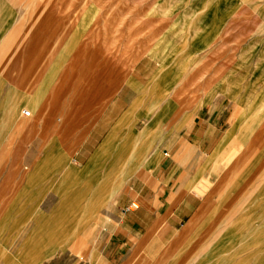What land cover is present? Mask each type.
Wrapping results in <instances>:
<instances>
[{"label":"rangeland","instance_id":"rangeland-1","mask_svg":"<svg viewBox=\"0 0 264 264\" xmlns=\"http://www.w3.org/2000/svg\"><path fill=\"white\" fill-rule=\"evenodd\" d=\"M5 65L27 76L28 95L20 124L0 128V264H171L182 230L227 203L245 237L216 257L264 258L251 237L264 225V0H0V73ZM136 101L138 115L115 131ZM101 115L89 148L85 131ZM130 131L146 135L138 144ZM144 150L154 163L143 171ZM171 167L166 177L187 172L200 206L172 230L161 220L149 231L159 172ZM123 218L139 232L117 248Z\"/></svg>","mask_w":264,"mask_h":264},{"label":"crops","instance_id":"crops-1","mask_svg":"<svg viewBox=\"0 0 264 264\" xmlns=\"http://www.w3.org/2000/svg\"><path fill=\"white\" fill-rule=\"evenodd\" d=\"M22 75L23 74L21 71L20 74H18L19 77L15 75L16 77L12 78L10 70L7 69L6 65L5 68L2 70V73H0V128H3L4 136L10 128L19 125L21 122V116H19V108L21 107L23 102L27 101L28 95L27 76H25L24 79V76ZM16 78L18 80H16ZM103 86L105 88L104 94H106V81ZM52 95L53 97L51 100V111L54 112L60 109V102L58 96L59 92L53 91ZM105 104L106 102L104 103V105ZM103 108L104 107L102 106V103H100V105L89 109L92 111H101L103 110ZM132 108L133 110L130 111L131 113L124 115L119 120L115 131H118V129L123 130L126 126V120L130 116L138 115V113L135 114V111L137 109V101L132 105ZM90 124H88V126H90ZM106 125L107 120L105 119V117L103 119V115H101L98 119L95 120V123H92L90 128L85 131L86 137L84 143L89 144V148H91L92 144L98 143V136H100L101 131H103ZM245 132L246 130L242 129L241 135H244ZM128 133V136L132 137L133 140H135V142L138 144L140 140H142L143 134L146 135V133L144 132L139 133L135 136L131 135V131ZM232 142L233 131L229 133L227 132L220 141V143L217 145L215 149V155H218L221 151L224 152L225 150H227V148L229 147V145L232 144ZM145 151L146 150H144L142 154L138 153L135 156L136 160L138 161L139 167L143 171L154 163L153 159L150 160L146 157ZM98 153L99 151L96 153L95 157H93L87 163L84 172H86V170L93 165V162L96 160V156ZM231 153V157L235 156L233 155V152ZM172 170L173 168L171 167L168 168L166 171L164 170L159 172V174L162 173V175L164 176V182L161 183V192L163 198L160 199L158 196L156 199L151 200L150 206L153 207L154 210L152 212H148V215L152 217V219L149 221V231L151 230V228H154L157 222H160L161 220L164 222L166 230H172L176 227L177 224L191 218L200 206V197L187 191L189 188L188 178L183 177L184 173L187 174V172H182L179 179L180 181H175L172 184V180L166 177V175L168 173L170 174ZM120 174V178L118 179L117 183L115 182L114 185L110 187V191L115 192L119 187L122 186L124 173L121 172ZM241 193L242 191L235 193L233 196V200L242 197L243 195H241ZM100 203L101 202L99 200L96 204L100 205ZM229 207H231L230 203L223 205L220 209L217 210L214 215H211L209 218H207L203 222V224L199 226L195 232H193L192 229L193 226L196 224L197 220V217L195 216L196 219L194 221H191L182 230L176 241L169 248V252L167 253L177 254L176 258L171 264H245L247 261L246 258H243L242 261L238 260L237 262H233L232 258L226 259L224 256L220 258L216 257L217 254H225L226 251L235 247L233 245L237 243L233 242V239H236L238 237L243 239L245 237H243L244 232L241 235L237 234L238 232L234 230L233 225L235 224V222H237V218H235V216L230 215ZM121 222L128 223L129 225L122 229V234L125 239V243L120 244L119 246L117 245V248H122L123 246L132 243L135 234L134 229L139 232V226L138 224H134L133 220H126V218H123V220H120V223ZM263 234L264 225L261 221L256 229V232H253L251 236L254 240H257L254 241L255 246L253 249L255 253L263 252ZM137 235L138 234H136V238ZM237 235L239 236L237 237ZM130 248L133 249L135 247L131 246ZM240 249L241 248H239V251ZM113 252H115V250ZM205 253H207V256L202 258L199 257ZM257 261L259 264H264V258H258ZM120 264L129 263L122 262ZM155 264L160 263L157 262Z\"/></svg>","mask_w":264,"mask_h":264},{"label":"built area","instance_id":"built-area-1","mask_svg":"<svg viewBox=\"0 0 264 264\" xmlns=\"http://www.w3.org/2000/svg\"><path fill=\"white\" fill-rule=\"evenodd\" d=\"M29 111H27V110H23L22 111V115L24 116V117H29ZM126 210L127 211H129V210H131V207H128V208H126Z\"/></svg>","mask_w":264,"mask_h":264},{"label":"bare ground","instance_id":"bare-ground-1","mask_svg":"<svg viewBox=\"0 0 264 264\" xmlns=\"http://www.w3.org/2000/svg\"><path fill=\"white\" fill-rule=\"evenodd\" d=\"M220 238V237H219Z\"/></svg>","mask_w":264,"mask_h":264}]
</instances>
